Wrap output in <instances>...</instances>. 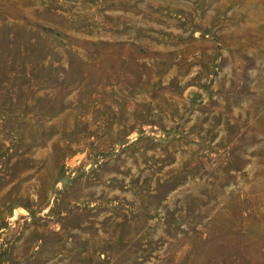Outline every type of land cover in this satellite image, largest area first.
Instances as JSON below:
<instances>
[{
	"label": "rangeland",
	"instance_id": "rangeland-1",
	"mask_svg": "<svg viewBox=\"0 0 264 264\" xmlns=\"http://www.w3.org/2000/svg\"><path fill=\"white\" fill-rule=\"evenodd\" d=\"M0 264H264V0H0Z\"/></svg>",
	"mask_w": 264,
	"mask_h": 264
},
{
	"label": "water",
	"instance_id": "water-1",
	"mask_svg": "<svg viewBox=\"0 0 264 264\" xmlns=\"http://www.w3.org/2000/svg\"><path fill=\"white\" fill-rule=\"evenodd\" d=\"M197 100L199 101L200 99L197 97Z\"/></svg>",
	"mask_w": 264,
	"mask_h": 264
}]
</instances>
